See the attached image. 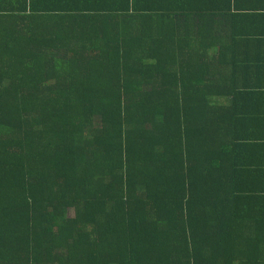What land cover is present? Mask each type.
<instances>
[{
    "label": "trees",
    "instance_id": "16d2710c",
    "mask_svg": "<svg viewBox=\"0 0 264 264\" xmlns=\"http://www.w3.org/2000/svg\"><path fill=\"white\" fill-rule=\"evenodd\" d=\"M44 11L0 0V264H264V188H239L208 103L250 75L223 28L126 39Z\"/></svg>",
    "mask_w": 264,
    "mask_h": 264
},
{
    "label": "crops",
    "instance_id": "0c3cea01",
    "mask_svg": "<svg viewBox=\"0 0 264 264\" xmlns=\"http://www.w3.org/2000/svg\"><path fill=\"white\" fill-rule=\"evenodd\" d=\"M23 1L34 8L36 14L54 10L48 23L69 25L70 18L80 16L75 23L86 31L95 29V35L103 34L106 27H113L117 30L115 35L127 39V23L137 29L163 23L167 25L165 32H170V25L175 24L182 27L179 31L187 35L186 40L197 41L200 32L205 33L201 29L203 24L223 28L224 42L231 47L224 52L225 61L229 63L225 71L250 75L241 77L237 84H224V96L212 97L208 103L224 106L225 129L235 140L233 159L241 174L239 188L257 192L264 188V0ZM120 9H125V15ZM156 9H161V20L146 16L151 13L149 10ZM176 9L181 15L171 19ZM207 31L209 35L211 29ZM208 35L207 38H212ZM215 53L216 49L208 51L209 56Z\"/></svg>",
    "mask_w": 264,
    "mask_h": 264
}]
</instances>
